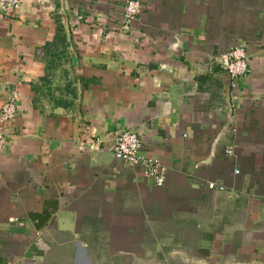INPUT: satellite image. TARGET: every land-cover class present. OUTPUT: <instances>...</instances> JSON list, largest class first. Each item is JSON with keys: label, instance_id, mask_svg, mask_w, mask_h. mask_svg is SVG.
Masks as SVG:
<instances>
[{"label": "crops", "instance_id": "crops-1", "mask_svg": "<svg viewBox=\"0 0 264 264\" xmlns=\"http://www.w3.org/2000/svg\"><path fill=\"white\" fill-rule=\"evenodd\" d=\"M126 1L0 11V264H264V0H139L123 31ZM122 131L162 187L110 154Z\"/></svg>", "mask_w": 264, "mask_h": 264}, {"label": "built area", "instance_id": "built-area-1", "mask_svg": "<svg viewBox=\"0 0 264 264\" xmlns=\"http://www.w3.org/2000/svg\"><path fill=\"white\" fill-rule=\"evenodd\" d=\"M23 0H0V11L6 12L11 9H18ZM142 5L139 0H127L121 14L120 22L123 31L130 29L133 20L141 13ZM218 62L221 69L227 74L230 80L231 99L237 97V87L240 79L244 78L249 70L250 60L245 48L241 45H234L219 55ZM16 117L15 97L7 100L0 109V135L1 125L5 122H13ZM114 159L127 163L131 166H139L147 179L153 180L157 187H162L166 180V170L157 160L143 156L140 152L141 142L137 135L131 131H122L115 135L113 142L108 148ZM231 154L232 150H227ZM238 172L235 171V174ZM208 189L214 190L213 183L208 184ZM223 191V187L217 188Z\"/></svg>", "mask_w": 264, "mask_h": 264}, {"label": "water", "instance_id": "water-1", "mask_svg": "<svg viewBox=\"0 0 264 264\" xmlns=\"http://www.w3.org/2000/svg\"><path fill=\"white\" fill-rule=\"evenodd\" d=\"M64 19V18H63ZM72 67L76 69L77 67V58L75 55H72Z\"/></svg>", "mask_w": 264, "mask_h": 264}]
</instances>
